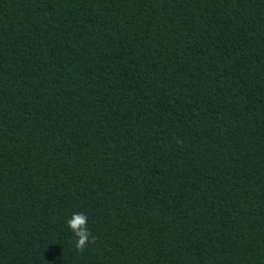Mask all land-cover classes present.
<instances>
[{
    "label": "trees",
    "instance_id": "trees-1",
    "mask_svg": "<svg viewBox=\"0 0 264 264\" xmlns=\"http://www.w3.org/2000/svg\"><path fill=\"white\" fill-rule=\"evenodd\" d=\"M0 264H264V0H0Z\"/></svg>",
    "mask_w": 264,
    "mask_h": 264
},
{
    "label": "clouds",
    "instance_id": "clouds-1",
    "mask_svg": "<svg viewBox=\"0 0 264 264\" xmlns=\"http://www.w3.org/2000/svg\"><path fill=\"white\" fill-rule=\"evenodd\" d=\"M67 226L77 238L75 247L78 251L83 252L89 243L95 241V236L88 228V217L85 213H73L71 218L67 220Z\"/></svg>",
    "mask_w": 264,
    "mask_h": 264
}]
</instances>
